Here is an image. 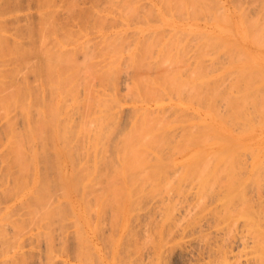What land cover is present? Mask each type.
<instances>
[{
	"label": "rangeland",
	"instance_id": "obj_1",
	"mask_svg": "<svg viewBox=\"0 0 264 264\" xmlns=\"http://www.w3.org/2000/svg\"><path fill=\"white\" fill-rule=\"evenodd\" d=\"M72 1L71 0H5V1L4 0H0V30H1V28L4 30L3 33H1L0 35L4 34L8 38V42L6 41V42H4V44L5 43H9L7 46L11 47L10 45H12L13 40H14V41L19 42L20 46L23 47L25 50H27V48H28V51H31V52H32V50H34L29 56H27V58L25 60V63L23 61L22 62L20 61V62H17V66H15L16 64L15 65L13 64L14 60H13V62H11V59H9L10 61L3 60V61H5V62H2V63H4V64H2L4 66H1V63H0V69L2 70V72H4L6 70L5 71L6 72L5 75L9 74L8 76H10V71L12 70V68L16 67V68L20 69L19 73L21 75L23 74L22 76L25 77V78H23L21 76V80H20L19 79L20 78L19 77L20 74L16 75L17 74L16 73L15 74V77H16L15 79H13V77H12V79L9 80L8 77L6 78V76H5V78L3 76L2 79H4L5 81L9 80L8 82H10V81H13V82L15 81L16 82L17 81L18 83L20 82V84L24 83L23 81H26L29 85H31L33 87L34 90L37 87H39V89H36V90H37V93H38L40 99L44 95L45 97L44 96L43 97L45 98L46 101H49V102L52 103V102H55V99H56V103H54V104L59 105V103H61V102H59V100L61 99L60 101H63V100L65 101V99H66L65 96L69 93L68 91L71 90V88H73L72 86L74 84L72 86L67 84L68 86H71V88L69 87L70 89H67L68 86L65 85L67 82L63 84V85H65L64 87H63V85H61V87H60L61 90H58L60 95L62 94L61 91H64L65 89H67V92H68L67 93L66 91H64V93L62 94V96H63L62 98L59 97L58 91H53V90L51 91L49 86L46 87L45 85H47V81H44V80H46L45 79V75H44V70L45 69L41 65L43 62L40 61V60H42V58L39 57L40 54H38V52L41 53V56H42V52L44 53L43 50H45V49H47V51L45 50L47 53H51V52L53 53L54 52V54H55V51L57 52L59 50V53L61 54L60 51L65 50L64 52L67 55L68 54L70 55V57L69 56H67V57L70 60L74 59V62H77L78 65H76V63H75V66H77V68L80 67L79 70L82 67H85V64L87 66V63H85V62H88L90 59L92 61V56L88 57L89 60H87V58L84 59L85 62H84V66H83L82 65L83 63L81 64V62L83 61V58L86 57L85 54H87V56H88V54H92L93 53L92 55H95L93 59L96 60V62L98 64H100L99 61H101V63L104 62L103 63L104 64V68L107 69V67H109V64H111L110 62L112 61V58H114V57H111L113 55H111L110 52L108 53V51H110V50L112 51V49L114 47H116V45H118L117 43L121 42L122 36L124 38L126 37V41L124 39V41L126 43L122 42V44H124V45L121 44L122 47H123V48L121 47L122 51H124L125 44H126L127 47H129V45H131V42H130L131 40H134L136 38L137 41L139 42L141 37H140V35L138 33H140L141 31H142L141 32L142 33L141 36L143 35L144 37L149 36L150 32H152L153 34H154V32H157V31L160 32L159 29L163 32V33L160 32L161 35H166L168 33L167 37L166 36L165 37L161 36V41H158V43L159 42L161 43V42L164 41L163 42L164 45H166L167 43H165L166 40L163 39V38H167V41H168L169 40L168 38H170V36L173 37V35H174V37H176V36H181V34L182 35L189 34V35H186L188 37V36H190V33L194 34V32H197V33L201 32V33L209 34L210 32L211 33L213 32L212 31V28H213V26H212L213 21L212 20H214V19L211 20L212 17H211V14H210V10L213 11V12L211 11V13H215V11L222 12V10H223V12H222V15H223L222 16V19H223V21H222V25H223L222 33H223V35L225 37L224 41L229 43V44H227V43L225 44V46H226L225 49L226 50L224 51V53H222V55H223L222 59H225V60H222V62H223V64H222L223 65V72H222L223 79H222V83L224 82L223 84L225 85V88L229 92L228 93L226 91L227 92V96L237 95V93H234L235 91H233V92L230 91L231 90V85H229V83L232 84L234 82L233 81L234 78L239 76L240 71L243 70L245 64L248 63L247 60L249 62H251V63L257 64L258 65L257 67L260 69L259 72L262 73V75L264 76V47L256 46L257 44L256 43L254 44V42L252 43V40H250L251 38L249 36L250 34L251 35H258V33H259L261 35L262 33H264V23L262 24V22L264 21V17H263L264 16V13H263L264 12V0H192V1L191 0H185V2H184V0H173L174 3L173 4L169 3L170 4L169 7H168V4L165 7V4L163 5L159 0H72ZM126 1L129 2L130 4L127 3ZM15 2H17V3H15ZM131 2H133L135 4H139V5L132 6ZM187 2H188V5H189V8H188V5H187ZM218 2H220V4ZM46 3H47V5H46ZM195 3L196 4L198 3V4L196 5ZM203 3H204V5H203ZM125 4H126V6H125ZM128 4H129V6H127ZM135 4H133V5H135ZM149 4L151 5L150 7L148 6ZM190 4L191 5H196V6L200 5L201 8H198V9L196 8L197 11L193 12V14H192V12H191L192 8H191ZM138 6L140 7V9L137 8ZM131 7L132 8H135V7L137 8V10H135L137 12H134L136 16L132 15L133 13L131 14V12H133ZM180 10H182V11H180ZM205 10H206V12H205ZM208 10H209V13H208ZM176 11H177V13H176ZM258 12H259V14H258ZM152 13H153V15H152ZM130 14H131V16H130ZM260 14H262V15L259 16ZM147 15H149V16H147ZM198 15L200 17H198ZM51 16H53V17H51ZM126 16H127V18H126ZM141 16H142V19H141ZM52 18H53V20H50ZM99 18H100L101 21L99 20ZM46 19H47V21H46ZM200 19H202V20H200ZM247 19H249L250 22L252 20H254V21H252L250 23V22L247 21ZM50 22H51V24H49ZM258 24H259V26H258ZM57 25H59V26H57ZM261 25H263V26H261ZM38 26H41V28H43V29L46 28L47 32L44 33V35H46V33H47L46 40L42 37L43 35L42 36L40 35ZM44 26H46V27H44ZM246 26H247V28H245ZM255 29L258 31V33H256L257 31ZM260 29L262 30V32H261ZM172 30H173L174 33L172 32ZM175 31H176V33H175ZM0 32H2V30ZM51 32H52V34H51ZM158 32L155 33V34H158ZM48 33H50V34H48ZM65 33L67 34V36H66ZM70 34H72V35H70ZM119 34L122 35V36L121 35L119 36L121 38V39L119 38L120 41H117L116 45H114V42L111 40L112 41L111 45L114 46V47L110 48V50H107L108 55H104V57L106 56L105 58L103 57L105 59L104 60L102 58V56H103L102 53L105 52L106 49L103 46L105 44L103 40L106 39V38L109 40L112 37L114 38V36L116 37ZM153 34H152V36H149V37L152 38V39L151 38L149 39V40H151V42L154 39L153 38V36H154ZM169 34H170V36H169ZM137 36H138V38H137ZM156 36L157 35H155V39L156 40H160V39H157ZM159 36H157V37L160 38ZM196 36H197L196 37L197 38L196 41H197L199 35H196ZM41 37L45 40L44 42H42L43 40H42ZM182 37L183 36H181V38ZM187 37H183V39H182L183 41H180L178 43H180L182 45V43L185 42L184 45L187 44L186 41H189V39L184 41V39L185 38L187 39ZM190 37H192V36H190ZM39 38L42 41H40ZM116 38H114V39H116ZM177 38H179V37H177ZM193 38H195V37H193ZM201 38L202 37H200V39ZM143 39L144 38L142 37L141 42L145 41ZM127 40L130 43L129 45L127 44ZM149 40H148V37H147L146 38V42L149 41ZM174 40H176L175 42L177 43V39L174 38ZM174 40H173V42H174ZM193 40H195V39H193ZM193 40L190 38V41H193ZM137 41H135V42L137 43ZM141 42H139L140 46H142L143 43H144L143 42L141 44ZM151 42L149 41V43H151ZM200 42L202 44V40L201 41L198 40L195 43V44L198 45V48L201 45ZM40 43H44V44L40 45ZM136 43H135V45H134V43H132L130 48L133 47V45H134L135 47L131 48V49L135 50V48L138 46V43H137V45H136ZM161 44H159V45L161 46ZM163 44H162L161 47L157 44L158 45V46L156 45L157 49H156V47H154L156 49L155 51L152 50V49H154L153 47L149 46V47L152 48L151 49L152 52H154V53L151 52L152 55L155 54L156 51H157V55L155 54L154 56H152L153 58L149 57V59H147L148 57H146L145 60L147 62L150 61V59H151V61H150L151 63L148 62V64H149L148 66H151V64H153V66H155V63H157V65H162L163 64V62H161L162 64H158V60L161 61L160 60L161 57L158 55V53L159 52L163 53L162 51L164 49L163 50L161 49L162 51H160V48L163 47ZM43 45H44V47L47 46V48L46 47L43 48ZM168 45H170V44H168ZM184 45H182L183 49H180V47H182V46H180L179 48H177L178 47L177 46L176 47L177 51L179 49L181 51H183L184 49H187V48H184ZM187 45L189 47V50H187L186 53L187 54L191 53V55H192V52L193 51L195 52V50H196L195 48H197V47H194V44H192V45L191 44H187ZM187 45H185V46L187 47ZM189 45H191V46H189ZM197 45H195V46H197ZM27 46H29V47H27ZM38 46H40V47H38ZM140 46H138V48H140ZM175 46H176L175 44L172 45L171 48H169L167 46L168 49H166V51L169 50V49L174 48ZM80 47L81 48L84 47V48H82L83 50L86 48L88 53H87V51H85L86 53L84 54V51L82 50L83 51L82 52L80 50ZM108 47H110V45ZM108 47L106 46V48H108ZM117 47L114 48V49H117ZM143 47H141V49ZM145 47H147V51H149V49H148L149 47L147 45H145ZM158 47H160L159 51H158ZM190 47L192 49L194 48V50H192V52H191ZM230 47L232 48L231 50H229ZM41 48L43 50H41V52H40L39 49H41ZM102 48L105 49V51L102 50V53H100L101 52L100 49H102ZM121 48H120V51H121ZM236 48H237V50H236ZM66 50H68L69 53L66 52ZM92 50H95V51L92 52ZM133 50H131L130 52H132ZM175 50H174V52H175ZM227 50L229 51V53L226 52ZM117 51L118 50H116V51L113 50V53L117 52ZM126 51H124L123 53L122 52L120 53L119 51H118L119 53L118 52L116 54L114 53V56L115 55L116 56H115L114 60L112 61V64L113 65L115 64L116 66L114 65V67H112L111 66L112 64H111L110 66L112 68L111 67H109V68H111L110 70H112L114 68L115 71L119 72L120 68L122 69V65L123 66H125L127 64L130 65L131 63H132V65L130 66V69L126 68L127 71H126V69H124V73L121 71L122 72L121 76H120L121 73L120 74H116V72H115L114 74H116L117 76L119 75L118 76L119 78L116 77V75L114 76V74H113L112 78L116 77V78H114L115 80L113 79L114 82H112L113 81L112 78L106 77L104 72H101V74L103 73L102 76H105L106 78H109L107 80L105 77H103V80L105 78V81H104L105 83H103V82L101 83L99 81L101 79L100 76H99L100 72L98 73V72L95 71V73L98 74V75L97 74L96 75L99 76L100 79L99 78H95V77H97L95 75V77H92V78L95 79L94 80L91 77H88L89 74H90L89 72H91V71H88V67L86 68L87 70H83V68L81 69V70H83L82 71L83 75L85 74L84 71H88L86 73H87V77L91 79L90 82H89L90 83L89 85H91V83H92L91 86H93V87L90 88L92 90L91 91V95L93 96V99H91L92 96L89 95L90 93L87 95V92H86V96L87 97L90 96L91 98L90 97L89 98L91 100L89 98L87 99L86 97H85L86 99L84 98V94L85 93H83V92L86 90V88L83 91L85 86L83 87V83H82V81H80V78H82V80H83L84 77H81V74H80L81 72H79L80 75L79 74L78 75L80 76V78H79L80 86L78 85L79 84V82L77 81L78 77L76 78V76H75V78H76L75 82H78L77 87H79V88L77 89L76 86L74 85L75 86L74 87L75 88V90H74L75 93H77L79 91V94H78V96H80L79 100H82L81 98H84L85 100H90L91 103H92L93 102L92 100H94V98H95L93 94H95V96H96V94H98L97 96H99V97H96V98H98V100H101L103 98L102 97L100 99L101 96H104V99H105V97L108 99V97H110L111 95H112V97L114 96L115 98H117V99L113 98L112 100L115 99L114 101H116V105L119 104V106L117 105V107H119V108L116 109V106H113V105H115L113 103H112L113 107L109 106L111 104H109V103L107 104L106 102H105L106 105H104L105 106V110L107 109V107L112 108V109L115 107L116 110L114 112L117 111V114H118V117H117L116 116L117 114L112 112V109H110L111 111L109 113L110 114H112V113L115 114L114 116H112L113 114L111 115L112 118H114L116 116L115 117L116 122L114 121L115 119L113 120L114 122L113 121H110V122L116 123L117 126H114L112 123L111 124L114 126V128H117V129H114L113 134L110 136V137L113 136L114 139L110 138V137H107V139L110 138L109 140L112 139L113 142L115 140H117V142H118L119 138H120V137L118 138V136H120L121 133L123 134L126 130L128 131V129H129L130 125L133 123V121L136 120L137 118H140L139 117L140 116L139 115V110H137V109L139 107H142V106H143L142 108H139L140 110L143 109V108L146 109L148 107L149 110L147 108L146 109L147 111H150V110L152 111L153 110L155 113H158L157 109L159 108V114H161V115H163V113H160V112H162V108H165L164 109L165 110V114L164 115L166 117L170 118L168 120L171 122V118H173V119L175 118L174 120L172 119V122L173 121L175 122V123L173 122V125L175 124L173 126V129L171 128V131H172V133L174 135L173 136L171 134L172 138L175 141L178 140L177 143L179 141L182 142L183 141V135H182L181 132H183V130L181 129L182 130L181 131L179 129V128L182 127V125H181L182 123L180 122V120L178 118V116H179L178 114H181V113H180L179 110L176 109V107L174 105L176 99L173 97L175 100L174 99L172 100V96H171V98H170V96H167L168 97V99H167V98H165L166 96H164V95H168L169 93L168 94H164V93H167V92H162V91L160 92V90L158 91L159 87H156V86H157V84H158V86L160 84V81L157 78L159 74L153 75L152 76L153 80L152 79L150 80V78H152V77H150L149 75L147 76L148 73L150 74L152 72L151 68H154V67L149 68L151 70V72H148L149 69L146 68L147 71L146 70H143V71L147 72V74H145V75L142 74L144 72H142L140 74H142L141 76L144 75V76H147L148 78L150 77L149 79L148 78L147 79L150 81L151 84L154 83L155 82L154 79L157 78L159 83L156 80L157 84L156 83H154L152 85L150 84L151 87L149 86V89H151L152 86L154 85V87H153L154 89L153 88L151 89L153 91L152 93H154V92L156 93L158 91V94L154 93L153 97L150 96L151 94L149 92H151V90H149L147 88L148 87L147 85H146V88L149 91L148 92L149 97H152L154 99L153 100L151 98L149 99V97H147L148 96L147 93H146L147 96L143 94L144 90L141 91L143 88L142 89L140 88V83L142 84V82L144 81V80L142 81V79H145L146 77H144V78L142 77V79L140 80L141 82L139 83V88L141 90L137 89L138 85L136 84L137 86L135 85L136 88H133V90L137 89V92H136V90H134L135 94H133V95H136V99H137V97H141V96H139V94H136V93H139L138 91H140V92H143L141 94L144 95L145 98L147 97L149 100H148V102H145V101L143 102L142 99L139 100V98H138V101H136L135 98L133 99L134 96L132 97V95H131L133 90H131L130 86L132 84H134L137 79H135V81L133 80L132 75L134 76L135 72H133L132 69H133V67L135 65H137L139 63L140 59H141L140 61H142L144 64L147 63V62L145 60L144 61L142 60L145 57V56L143 57V55L141 54L143 49H142L141 52L138 51L141 54L140 55L141 58H140V56L139 57L135 56V59H133L134 57L129 56L133 60L131 58L129 60L127 58H125V57H128V56H125V55L129 54V49L127 51L128 53ZM171 51L172 50H169L170 53L169 52H167V53L165 52L166 55L169 53L168 55L170 57V54H172V52H173V51L172 52ZM81 52L84 54V57H83V54ZM98 52L102 55L101 57H96V55L99 54ZM176 52H175V54H177ZM194 52H193V55L195 56V54H197V52L195 54H194ZM124 53H125V55H124ZM133 53H130V54L133 55ZM146 53H148V52H146ZM146 53H145V55H146ZM149 53H150V51H149ZM149 53H148V55H149ZM181 53L179 51L178 54H181ZM62 54H63V51H62ZM62 54L60 55L61 57H63V56L66 57V55H64V54L62 56ZM100 54H99V56H100ZM109 54H110L111 58L109 57ZM117 54L120 55L118 57V59L119 58L120 59L125 58V60L131 61V63L129 64V62L126 61L127 64L124 63L125 64L124 65L123 61L119 59L121 61V64H122V65L119 66L117 61L119 63H120V61L117 59ZM122 54L125 57H123ZM184 54L185 53H183V55H182L183 57H186V56L188 57V55H189V54L188 55L187 54L184 55ZM168 55L166 57H164V58H167ZM193 55H192V57L191 56L190 57L193 58L194 57ZM243 55L245 57L244 60H243V58H244ZM157 56H159L160 59H158ZM163 56L164 55H162V57ZM178 56H181V55H178ZM175 57L176 58H173V59L177 60L178 59L177 55H175ZM183 57H181L182 60H183ZM190 57L187 58V59L185 58L187 61L184 59V63L187 62L186 66L188 65V63L191 62L190 64L192 66L189 64V66L187 68H190V66L193 68V65L195 64L194 63L195 62L194 59H193L194 62L190 61L191 60ZM195 57H198V56H195ZM234 57H235L236 60H233ZM138 58H139V60L137 61L136 59H138ZM170 58H169V60H170ZM69 59H67V60H69ZM108 59L111 60V61L107 63V61H109ZM155 59H158V60H155ZM163 59H162V61H163ZM173 59L171 61L175 62L176 60L174 61ZM181 59H180V62H182ZM188 59H190V60H188ZM230 59L232 61H230ZM125 60H124V62H125ZM152 60H154V61L152 62ZM134 61L136 63L137 62L138 63L133 65ZM155 61H157V62H155ZM164 61H165V59H164ZM39 62H41V64ZM93 62H95V61H93ZM93 62H91V63H92V65L95 64L94 67L92 68L91 67L92 65L89 66V67L92 68V71H93V69L95 70L96 67H97V69H99V70L101 69L102 70L101 67H103V64H102V66L99 65L101 67L98 68L99 66H97L96 63H93ZM168 62H170V61H167V64H168ZM23 63L24 64L27 63L26 64L27 66L23 65ZM67 63L68 62H66V65H67ZM79 63H80L81 66L79 65ZM106 63H107V66L105 67ZM175 63H173V65H175ZM184 63L183 62L182 63H177V65L179 66V69L183 68V71L184 70L186 71V69H184V66H183V65H185ZM38 64L41 65V67H42L41 69H37ZM57 64L61 65L62 63L60 64V62H59ZM139 64H141V63H139ZM164 64H166V63H164ZM180 64H181V66H183L182 68L180 67ZM204 65H205V63H204ZM68 66H73V65H68ZM117 66H119L120 68H118ZM148 66H146V67H148ZM156 66H155V68L157 69V71H155V72L158 73L159 72L158 71V67L159 66L158 67H156ZM168 66H170L169 67L170 70H171L172 67H175V66H171V65H166L164 67L167 69ZM127 67H129V66H127ZM140 67L142 68V65H140ZM69 68H71V67H69ZM74 68L77 69L76 67H74ZM115 68L116 69L118 68V70H116ZM123 68H125V67H123ZM160 68H162V67H159V69ZM3 69H4V71H3ZM72 69H73V67H72ZM138 69L139 68L134 69V71L138 70ZM154 69H153V71H154ZM1 70H0V74L2 73ZM114 70H112V71H114ZM141 70L136 71V73L140 72ZM8 71H9V73H7ZM55 71H56V68L53 69V74L56 76L57 71L56 72ZM104 71L106 72V70H104ZM107 71H109V70H107ZM178 71L179 70L177 69L174 72H177V74H178ZM180 71H182V70H180ZM180 71H179V73H180ZM39 72H41V73H39ZM131 72H133V73H131ZM233 72H234V74H233ZM153 73H151L150 75H152ZM159 73H162V72H159ZM184 73L185 72H183L182 75ZM135 75H138V74H135ZM185 75H186V73H185ZM92 76H94V73H93ZM125 76H126L127 79L125 78ZM159 76H161V75H159ZM1 77H2V74H1ZM186 77L187 76H185V77L182 76V78L181 77L180 78L183 79V78H186ZM38 78H40V82H39ZM88 78L86 79V76H85L84 81L86 82V80H89ZM130 78L133 80L134 83L131 81ZM24 79H26V80H24ZM103 80L101 79V81H103ZM109 80H111V82ZM106 81H108V83H106ZM117 81H118V83H117ZM37 82H39V83H37ZM85 82H84V84H86ZM125 82H127V83H125ZM226 82H228V83H226ZM110 83L113 84L112 85L113 87H115V86L117 87L116 90H114L115 88L113 89V87H110L111 85H107V84H110ZM145 84H147V83H143V85H145ZM127 86H129L130 89L127 88ZM62 87L63 88L66 87V88L63 90ZM132 87H134V86H132ZM43 88H44V90H41ZM125 88H127V89H129L131 91V92H129L130 95H129V93H127L128 91H127V89L125 90ZM156 88H158V89H156ZM76 89H77V92H76ZM88 89H89V86H88ZM72 91L73 90H71L70 94H68L70 96L67 95V98H70L71 101H69L68 99H66L68 101H65V102H68V103L65 104V105H67L66 108H68V109L72 105L71 104V105L68 106V104H70V102L72 103L75 100L78 101L77 98L73 97L74 95H77V94L71 93ZM261 91H260L261 93H259V94L260 95L261 94L264 95V89L261 90ZM40 92L42 93V95L40 94ZM48 92L50 94H48ZM64 94H66V95L64 96ZM71 94H73V96ZM159 94L161 96H159ZM81 95L83 97H81ZM155 95L156 96L158 95L157 98L163 96L165 99L163 98L164 99L163 100L162 98H160L159 99L160 103H159L157 101H154L155 98H156ZM147 98L143 99V100L147 101ZM157 98H156V100H157ZM57 100H58V102H57ZM72 100H74V101H72ZM150 100H152L151 104H149ZM106 101L113 102V101H109V100H106ZM137 102H140V103L143 102L144 104L142 105V104L137 103ZM94 103L95 102H93L91 104V106L95 107L96 103L95 104ZM101 103L103 104V102H101ZM102 104H100L101 105L100 106L99 103H97L96 107L98 108L100 106L103 109L104 106ZM161 104L163 105L162 107L160 106ZM165 104H167V105H165ZM219 104H221V103L219 102L218 105ZM51 105H53V104H51ZM223 105H224V103H223ZM136 106H137V108H136ZM158 106H160V107H158ZM169 106H172L173 108L169 107ZM190 106L195 107L194 105H190ZM225 106H226V109H227L226 102H225V105L223 106L224 107L223 111L225 110L224 112H226V114H228L227 112H229V111L225 109ZM37 107L38 106H36V108ZM218 107H220V109H222V104L219 105ZM97 108H96L95 114L97 112H101L99 110H102V109L98 108V111H97ZM109 108H108V110H109ZM133 108L135 110H137V112L134 111ZM93 110L95 111V108L92 109L91 112H93ZM164 110H163V112H164ZM15 111H18V110H15ZM36 111L37 110H35V112ZM74 111H76V110H72L71 111L72 114L70 116L74 115L72 117L75 119L76 123L74 122L75 123L74 124L72 122L71 124L78 125V124L81 123L80 121L82 120V119H80V116H81L80 115V111L81 110L77 111L79 113H76ZM185 111L183 113V116L184 115L186 116L187 112L185 113ZM32 112L34 113V111H32ZM188 112H190L188 114H190L191 117H188V116H190V115H188L187 118L189 120H186V121L187 122L188 121L191 122L190 118H192L193 119L192 121L195 122L196 121V116L194 115L193 110H190ZM14 113L16 114V112H14ZM33 113H31V114H33ZM155 113L154 114L152 113V115H154L153 117H155ZM0 114H2L1 111H0ZM9 114H7V115L16 117L13 120V121L16 122L15 123L16 125L14 124L15 129H17V130L21 129V131H22L23 130L22 128H24V127L21 126V125H23V124H21V122L23 123V121H21L23 119L21 118V120H20V118H19V117H21V115L20 114H18V115L16 114V116H15V114H13V112L12 113L9 112ZM35 114H37V113H35ZM77 114L80 115V116H78V118H79L78 120H80V121H78L79 123H77V119H76V116H75ZM97 114H99V113H97ZM132 114L133 115L134 114L135 115L138 114L139 116L138 115L137 116L134 115L132 117ZM176 114H177V117H176ZM181 115H180V118L183 119V116H181ZM33 116H34V114H33ZM70 116H69L70 121H71V119L73 121V118H71ZM0 117H1L0 118V138H1V140H3V138H5L4 136H5V132H6L5 131L6 130V126H5V122H4L5 120L3 119L4 117H2V115H0ZM134 117L136 119L133 120ZM258 118H257L256 121H253V122L249 123V124H251V126L247 125L246 123L243 124L244 122H242V121L234 120L233 118H229V117L227 118L229 120L228 123L230 124V126H231V123L233 122L232 126H231L232 128H234L235 124H236L235 128L237 127V125L239 126L235 130H241V129L245 128L246 130H248L249 132L252 133V138L250 140H247V142H246L248 145L246 147H240L241 149L240 148H239L240 150L238 149L239 152L237 151L238 152L239 161L244 164V166H242L243 169H244V172H242V175H241L242 177H244L245 175L250 176V169H249L250 166H249V164L252 161V159H251L252 154H254V156H256L257 159L261 163H263V165H264V121H260V119L258 121ZM12 119H13V117H12ZM184 119H185V117H184ZM168 120H166V121H168ZM175 120L176 121L179 120L180 124L178 122H176ZM188 123H187V125H188ZM24 125H25V122H24ZM180 125H181V127H180ZM245 125H247V126H245ZM186 126L184 127L185 130H186ZM116 138H118V139H116ZM6 139L7 138H5V141L3 140L4 142L0 141V142H3L2 145L0 143V150H1V147H2V150H3V151L1 150L0 153L6 151V153H3L2 156L3 155L4 156H8V154H7L8 153L7 152L8 149L7 148H6L7 150L3 149V147H4L3 145L6 143ZM113 142H111V144ZM117 142H116V144L119 143V142L118 143ZM35 145L39 149L38 150L36 148L37 151H40V148H39L40 144L38 143V146H37V144H35ZM109 145H110V143H109ZM51 146H53V148L55 149L56 146H57V143H55L53 145H49V147H51ZM116 146H115V148H116ZM49 147H47V156H48V159L50 158L49 161L53 162V160L56 159L54 157L55 154H53L54 150L53 149L50 150L51 148H49ZM106 147H108V149H109V146L106 145ZM192 149H194V148L185 147V148H180L178 150L173 151L172 152L173 154L170 155L173 159L170 158L169 154H167L169 151H167V152L165 151L164 153L166 155L165 154L164 155L168 156V159L174 160V163L168 165V167H167L168 168V172H165V174L162 177H160V179L158 180L157 183L156 182L154 183V181H153V183H151V181H143V183H142L143 186H142V184H139L141 182L140 181V182H136L137 184L136 183H134V185L132 184V186H134L135 188H136V186L137 187L141 186L142 190L144 189L143 191L146 192V193L149 192L150 190L154 189V190H152L154 193H151V194L150 193L146 194V193H144L142 191L143 192V196L142 195L140 196V194L138 195L137 190L134 187H132L131 185L127 184V181L125 180L126 178L123 179L122 176H119V178L117 176H113L111 179L109 178V180H107V181L103 177H99L98 176L94 180L89 181L90 182L89 185L91 184L90 186H92V187H90L91 192H90V189L89 190H85L86 187L85 188L81 187L80 192L75 193V194L68 193L67 197L62 198L60 193L57 192L61 188V186L60 185L57 186V184H59L61 182H59L58 179H55L56 178V175H55L56 171L54 169L48 170V173L50 174V179H51V176H52L53 181L56 182V184H55V182H53L52 179L50 180L51 181L50 185H51L52 189L55 188V192H54L55 195H53V197H54L53 198V203H54L55 206L60 208L59 210L61 212L63 211L62 212V216L58 217L60 221L58 219H56V217H55V220H53L54 219L53 218L52 219L53 221L51 220L50 224L48 225L49 227L47 225H45V227H44L43 226L44 224L41 223V222H39V223H31L29 221V219H27L28 215L26 216V214H27L26 207L28 206V204L30 205V203L33 202L32 200H31L32 202L29 201V198H28V200H27V198L25 200V198H23V196L21 198L20 196H18L19 193L17 194L16 191H13V192H15V195H13L12 197L10 196V199H6V197L4 196L5 199H6L5 200L4 197H2V195H4V192H2V190L5 189L4 188L5 185H6V187H7L8 184H10L8 186H11V182L8 181L9 182L8 184L7 183L3 184L4 187L1 184L5 182L4 178L8 177L10 179V175H12L11 172H13V171H12V169L9 170L8 168H5L6 166H3L5 163H3L2 160L5 157L4 156L2 158L0 157V159H1L0 163L2 161L3 165L2 164L1 165L3 166L4 170L5 169L9 170L8 171L9 175L6 174L8 172H5V173L1 172L0 173V185H1L0 186V191H1L0 192L1 193L0 194V202H1L0 207L2 208L3 206L4 207L12 206L13 211L10 210L12 212H8L7 213L8 216H6L7 214L5 215V218L7 217V220H6L7 222L10 219L14 218L16 215H18L19 219L20 218L23 219V221L20 219L21 220L20 221L21 222L20 223L21 226L18 224L19 220H18V223H16V226L18 224L20 227H22L21 234H20L19 237L17 236L18 237L17 238L14 235L16 233H19L20 231L17 232L18 231L17 229H16L17 231L12 230L13 228H11V226L12 227H14V226L12 224L8 225V224L11 223L10 221L8 222V224H6L7 222L5 221V218H4V221L2 222V225L6 224V227H4L5 226L4 225L3 227L5 229L3 228V230L6 231L5 234L8 236L9 241H8V247L6 246L7 244L6 245L0 244V253L1 252L3 253V252H5L8 249L9 250L7 251L8 254L7 253L4 254V255L7 254L6 257H4V255L1 257L0 264H60V263L61 264H63V263L64 264H131V263L132 264H141V263L142 264H215V262H216V264H253V263L258 264L257 260H256L257 259V254H256L257 247L254 244L256 243L255 241L257 240V238H259L258 243L261 242L260 244H262L264 246V238H263L264 237V231H263L264 230V203H263L264 202V198H263L264 197V195H263L264 191H261V189L262 188L264 189V187H261V189H259L260 190L259 192H262L263 194L259 193V195H262V196L260 198L257 197L258 201L256 200L257 198L255 199L256 196H259L258 194H256V192L258 190L255 191V193H254V190H252L254 188H249L253 184H249V182H248V185L247 184L246 185H247V188L249 190L247 188H244L245 192H246V196L248 195L247 196L248 199L250 200L252 198L251 201H252L253 205L250 206V209L252 211L255 209L254 212L249 210V212H250L249 216H251V218H252V216H253L252 213H254V215L257 214V216L255 215L257 217V220L258 221L260 220V222L263 221V222H261V226H260V223L257 221L259 223V227H260L258 231H260V232H256V234L258 236L255 239V237H252L254 234L251 233L248 230L249 228L247 226H245V221H244L245 218L242 217V216L239 217V215L236 213L237 212L236 210H234V212L231 213V214H234L233 217L231 216L232 217L231 219L228 218L227 216L223 215L224 214L222 212L223 211V208H222L223 206L221 205L222 206L221 207L220 204L224 203L226 201V199L223 198L225 201L222 202L219 199V198H221L220 196L216 197L218 194H220L219 191H216L214 193L215 195L217 194L216 196L212 194L214 197L211 196L210 194H206V192L205 193L198 192L199 191L198 184L195 182L196 180L194 178H191L192 174L188 173L189 169L187 170V162H188L189 157L191 156ZM99 151H100L99 154H101V149ZM114 151L115 152H113L112 154L115 155L116 150H114ZM110 152H111V150L109 151V153ZM110 154L107 155V153H106V159H108V156L110 158V156H111ZM242 154H244V155L242 156ZM92 155H93V153H92ZM101 157H102V155H101ZM89 158L93 159V156H90ZM103 158H105V157H103ZM88 160L89 159H87V162H89V165H90L91 161L90 160L88 161ZM110 160H114V162H115L116 161V156H114V159H110ZM4 162H6V164H7L6 158H5ZM103 162L105 164L104 159H103ZM64 163H65V172L68 174L70 172V166H68V164H66L65 160H64ZM112 163H113V161H112ZM103 166L105 167L106 165H103ZM103 166L101 167L99 165L98 169H100V167H101V169H105V172H106V168H104ZM10 168L14 169V167H10ZM116 168H118V167H116ZM4 170H2V171H4ZM15 170L16 169H14V171ZM2 173H4L5 176H2L3 175ZM106 173H108V172H106ZM142 173H144V172H142ZM142 173L140 175L144 176ZM165 175H167V176H165ZM115 177L118 178V181H117V179ZM8 178H6V181L9 180ZM136 178H137V180L138 179L139 180L140 179L143 180L146 177H140V176L136 177L135 176V179ZM114 180H115V183H114ZM171 180H173V181H171ZM110 182H112V186L110 185L111 184ZM147 182H150L151 184L147 183ZM27 183H30V182L28 181ZM86 183H87V181H82V186H84ZM121 183L123 184V186L120 185ZM127 185H128L129 188H131V190L133 189L130 194L131 195H135V196L132 197L130 194L128 196H125L123 194H121V195L119 194V197L123 196V197H121V198H123V200H121L118 197V195H116L117 197L111 196L110 190L114 189V186H116L115 189L121 188L119 190L120 192L122 190L123 191L122 193H124V192L127 193L130 190V189L129 190L126 189ZM144 185H145V187H144ZM152 185H153V188H152ZM155 186H156V188H155ZM106 187H107V189L109 187V189L108 190L105 189ZM175 187L176 188L178 187L177 190L173 189ZM244 187H245V185H244ZM142 192H141V194H142ZM197 192L200 193V194H198ZM249 192L251 194H249ZM116 193H118V191H116ZM255 194H256V196H255ZM14 196H16V197L18 196V197L15 198ZM55 196H57V199H56ZM7 197H9L8 194H7ZM108 197L110 198V200H109ZM197 197H198V199H197ZM95 198H98V199L95 200ZM2 199H4V201ZM19 199L22 202V204H23V200L25 202L27 201V203H28V204H26L27 206L25 205V203H24V205L26 207H24V205H21V202H19ZM203 199H204V201H202ZM259 199H261V200H259ZM236 200L234 199V202H235V204L238 203L236 206H239V200H237V202H236ZM59 201H61V202L59 203ZM176 201H177V203H176ZM253 201H255V202H253ZM4 202H6V203H4ZM92 202H93L94 205L95 204L96 205L95 206L92 205ZM115 202H117V203H115ZM234 202L231 201V203H234ZM109 203H111V204H109ZM113 203L117 204V206H114ZM128 203H129V206H128ZM225 203L223 205H225ZM98 205L100 207H102V205H103V209L102 208L100 209ZM231 205H233V204H231ZM118 206H120V207H118ZM4 207H3V209H5ZM253 207H254V209H252ZM84 208H85V210H83ZM192 208H193V211H192ZM3 209H2V211L4 212ZM236 209H238V208H236ZM166 211H169V212H166ZM177 211H178V213H177ZM262 211H263V213H262ZM258 212H259L260 215L258 214ZM187 213L189 214L188 216H187ZM12 214H16V215L14 216ZM2 215H4V214H2ZM112 216H113V218H111ZM221 217H222V220H223L222 222L220 220ZM18 218H16V221H17ZM228 219H230V220H228ZM231 221H233L234 224ZM195 222H196V224H195ZM230 222H231L230 225H232V226L228 227L230 225H227V224H229ZM75 223H76V225H74ZM41 224H43V225H41ZM79 224H80V226H79ZM38 225H39V227L40 226L41 227L39 228ZM195 225H197V226H195ZM20 227H18V229ZM77 227L80 228V229H78ZM261 227H262V230H261ZM48 228L50 229V231H49ZM1 229H2V227H1ZM13 231L16 232V233L12 234ZM39 231H41V232H39ZM48 231H49V233H48ZM44 232H46V233L44 234ZM249 232L252 234V236L249 234ZM47 233H48V236H50V237L52 236V238L49 237L50 239H52V241H50L48 236H46ZM235 233H237V234H235ZM261 233H263V234H261ZM262 235H263V237H262ZM7 236H6V238H7ZM13 236L17 240H20V241H17L15 239L16 240L15 242L16 243L18 242L16 245L14 243V240L12 239ZM80 237H82V238L80 239ZM45 238H46V240H45ZM250 238H252V239H250ZM82 239H84V241L86 240L85 241L86 243ZM227 239H228V241L229 240L230 241H232V240L237 241L238 239H242L243 241L247 240V241H245V245H244L245 247L244 248H242V246L238 243V245H235V247L232 249V252H228L227 250H224V249H222L223 250L222 251L219 246H222V248H225V249L227 247V249L229 250V245H227V242H225V241H227ZM47 241H49V243ZM50 242H52V243H50ZM75 242H78V243L75 244ZM198 242H201V243H198ZM221 242L222 243H226L227 246L225 247V244H222ZM252 242H255L253 244V246L251 244ZM217 246H218L219 249L217 248ZM246 246H248L249 249ZM238 247H240L241 249H239ZM250 247H251V249H250ZM252 249H254L255 251L254 250L251 251ZM224 251L226 253L228 252L227 253L228 255L226 253L224 254ZM14 254H15V256H14ZM16 255H17V257H16ZM13 256H14V258H13ZM85 256H87V257H85ZM207 258H209V259H207ZM79 259H80V261H78ZM255 260H256V262H255Z\"/></svg>",
	"mask_w": 264,
	"mask_h": 264
},
{
	"label": "bare ground",
	"instance_id": "obj_2",
	"mask_svg": "<svg viewBox=\"0 0 264 264\" xmlns=\"http://www.w3.org/2000/svg\"><path fill=\"white\" fill-rule=\"evenodd\" d=\"M5 1V0H4ZM72 1V0H71ZM163 5L165 4V7L167 6V4H168V7H169V3H174L173 2V0H159ZM172 1V2H171ZM192 1V0H191ZM73 2V1H72ZM127 2V1H126ZM184 2H185V0H184ZM15 3H17V2H15ZM76 3V2H75ZM127 3H129V2H127ZM132 3V6H137V5H139V4H135V3H133V2H131ZM219 4H220V2H218ZM70 4V3H69ZM73 4V3H72ZM130 4V3H129ZM129 4L127 5V6H129ZM133 4H135V5H133ZM196 4V3H195ZM198 4V3H197ZM196 4V5H197ZM46 5H47V3H46ZM56 5V4H55ZM81 5V4H80ZM187 5H188V2H187ZM196 5H191L190 4V6H191V12H192V14H193V12H196L197 10H196V8L198 9V8H201V6L199 5V6H196ZM203 5H204V3H203ZM238 5V4H237ZM39 6V5H38ZM125 6H126V4H125ZM149 7L151 6L150 4L148 5ZM147 6V7H148ZM206 6V5H205ZM120 7V6H119ZM177 7V6H176ZM132 8V7H131ZM138 9H140V7L138 6L137 7ZM137 8L135 7V8H132V11L133 12H131V14L132 15H134V16H136L135 15V13L134 12H137V11H135V10H137ZM188 8H189V5H188ZM126 9V8H125ZM168 9V8H167ZM179 9V8H178ZM204 9V8H203ZM211 9V8H210ZM222 9V8H221ZM237 9V8H236ZM261 9V8H260ZM65 10V9H64ZM74 10V9H73ZM124 10V9H123ZM130 10V9H129ZM56 11V10H55ZM113 11V10H112ZM149 11V10H148ZM180 11H182V10H180ZM211 11L212 10H210V14H211V20L212 19H214V20H212L213 21V23H212V26H213V28H212V33L210 32L209 34H205V33H201V32H194V34H192V33H190V36H192V37H190V36H186V35H189V34H186V35H182L181 34V36H183V37H187V39L185 38L184 39V41H186V40H188L189 39V41H186L187 42V44H194V47H197V48H195L196 50H195V52H194V54L197 52V54H195V56H198V57H195L194 55H193V52H192V50H194V48L192 49L191 47H190V49H191V52H192V55L194 56L193 58H191L192 57V55H191V53H186L187 52V50H189V47H188V45L187 44H185V45H187V47L184 45V43L185 42H181L182 43V45H184V48H187V49H184L183 51H181L180 49H183V46L180 44V43H178V42H180V41H183L182 39H183V37L181 38V36H176V37H174V35H173V37H171L170 36V34H169V36H170V38H168L169 40L167 41V38H163V39H165L166 40V42L165 43H167L166 45H164L163 44V42H161L162 44H163V47L162 48H160L161 46H162V44L159 42L158 43V41H161V36L162 37H167V34L166 35H161L160 34V32H162L160 29H159V31L160 32H158V34L160 35H158V34H155V33H157V32H154V34L152 33V32H150V34H149V36H152V34L154 35L153 36V43L151 42V40H149L151 37H149V36H147L148 37V40L151 42V43H149V41H147L146 42V38L147 37H144L143 35L141 36V32L140 33H138L139 35H140V37H141V39H142V37L144 38L143 40H145V41H142L141 42V39L139 40V42H141V44L143 43V45L142 46H140V44H139V42L137 41V39L135 40V41H137V43H138V46H140V48H138V46L135 48V50H133V49H131V48H134L135 46V41L134 40H131L130 42H131V45H132V43H134V45H133V47H131L130 48V46L131 45H129L130 43H129V39L127 40V44L129 45V47H127L126 46V44H125V46H124V51H128V49H129V54L130 53H133L134 51L136 52H134L133 53V55H125V53H124V55L125 56H128V57H125L123 54H122V56L123 57H125V58H127L128 60L131 58V57H134L133 59H135V56L136 57H139L141 54L143 55V61L146 59V57H148L147 59H149V57H151V58H153L152 56H154L155 54L157 55V51H156V53L155 54H153L152 55V53H154V52H152V50H156L157 49V47H156V45L158 44H161V46L160 47H158V51H159V48H160V51H162L163 49V53H161V52H159L158 53V55L161 57V59H160V57L159 56H157L158 57V59H160L161 61H159L158 59H155V60H158V64H162L161 62H163V66L162 65H157V63H155V66L156 67H162V68H160L159 69V67H158V71L159 72H162V73H157V72H155V71H157V69L155 68V66H153V64H151V66H148L149 64H148V62H150L151 61V59H150V61H146L147 63H143L142 61H140L139 60V58L138 59H136L137 61L139 60V63H141V64H139L138 62V64L134 61V64L133 65H135V64H137V65H135L134 67H133V72H135V74H138V75H135L134 74V76L132 75V77H133V80L135 81V79H137L136 80V82L134 83L133 82V80L131 79V81L134 83V84H132L131 86H130V88H131V90H133V88H136L135 87V85L137 86V89L138 90H141L142 88V90L141 91H143V92H140V91H138L139 93H136V94H139V96H141V97H137V99H136V95H133V94H135L134 93V90H136V92H137V89H134L133 90V92L131 93V95H132V97H133V99L135 98L136 99V101H138V98H139V100H141L142 99V101L144 102H148V100L151 98L152 100L154 99V98H152L154 95V93H152L153 91L151 90L153 87H154V85L152 86V88L151 89H149V86H150V81L148 80L150 77H152L153 75H157V74H159V75H161V76H159L158 75V79H159V81H160V84H159V86H158V84H157V78L156 79H154V83H156L157 84V86L156 87H159V89L158 88H156V89H158V91L160 90V92L162 91V92H167V93H164V94H168V95H164L163 93V95L164 96H166L165 98H167L168 99V97L167 96H170V98H171V96H172V100L174 99L175 100V103H174V105H175V107H176V109L177 110H179L180 111V113L182 114H178L179 116H178V118H179V120H180V122L182 123L181 125H182V127H181V125H180V127L181 128H179L180 130L182 129L183 130V132H181L182 133V135H183V141L181 142V141H179L178 143H177V141L178 140H173V138H172V135H173V133H172V131H171V128L173 129V126L175 125H173V122H172V119L173 118H171V122L168 120V119H170L169 117H166L164 114H165V108H162V112H160V113H163V115H161V114H159V108L157 109V111H158V113H155L153 110L151 111H147L146 109L148 108H143V109H139V108H142V107H139L137 110H139V117L140 118H133V120L134 119H136V120H134L133 121V123L130 125V127H129V129H128V131L126 130L123 134L121 133L120 134V136H118V138H119V143L117 142V140H115L118 144H116V142L114 141L113 142V140L111 139V140H109L110 138H113V136L112 137H110L112 134H113V131H114V129H117V128H114V126H117L116 125V123H113L114 121L116 122V119H115V117L117 116L118 117V114H117V111L116 112H114L117 108H119V107H117V105L119 106V104H117L116 105V101H114L115 99H117V98H115L114 96L112 97V95L110 96V97H108V99L105 97V99L106 100H109V101H113V102H108V101H106L105 99H104V96H101L100 97V99L101 100H98V98H96V97H99V96H97L98 94H96V96H95V94H93L94 95V100H92L93 102H95L96 103V106H97V103H99V105L100 104H102L101 102H103V106L104 105H106V103L108 104H111V105H109V106H111V107H113V106H116V109H115V107L112 109V108H109V107H107V109L105 110V106L103 107V109H102V107H100L99 105V109H102V110H99V111H101V112H97V113H99V114H95V112H96V106L94 107V106H91V104L93 103H91V99H93V96L91 95V87H93V86H91L92 85V83H91V85H89L90 83V78H88V77H95V75L97 74V73H95V71L96 72H100L99 73V76H100V78L103 80V77H110V78H112V75L116 72V74H120V76L122 75V72L124 73V69H130V66L132 65V63H131V61H127V60H125V58H122V59H120V60H122L123 61V64L125 63V64H127L126 63V61L127 62H129V64L130 65H125V66H123L122 64H121V61L118 59V57L120 56V55H118L117 54V59L120 61V63L117 61V63H118V65L120 66V65H122V69L119 67V66H117L118 68H120V70H119V72L118 71H115L114 70V68L112 69V70H114V71H112V70H110L112 67H114V65L112 64V61L114 60V58H115V56H114V53L116 54L118 51L121 53H123L124 51H122V45H124V44H122V42H124V43H126L125 41H126V37L124 38L121 34H119V35H117L116 37L114 36V38H116V39H114L113 37V39L111 38V39H104L103 41H104V47H105V49H106V51H105V49H100L101 50V52L100 53H102V50H104L105 52H103L102 54H103V56L100 54V56H99V54L98 55H96V57H101L102 56V58L104 57V55H108V53L110 52V54L111 55H113V56H111V57H114V58H112V61L111 60H109V61H107V63L108 62H110L111 64H109V67H111V68H109V67H107V69H105L104 68V62L103 63H101V61H99V63L100 64H98L97 62H96V60H94L93 58H94V56L95 55H92V54H88V56H87V54H85L86 52L85 51H87L86 50V48L83 50L82 48H84V47H80V50L82 51H84V54H85V58H83V61L81 62V64L84 66V62H85V60L84 59H86L87 58V60H89V58L88 57H91L92 56V61H91V59L88 61V62H85V63H87V66H86V64H85V67H82L83 68V70H87L86 68L88 67V71H91V72H89L90 74H89V76L87 77V73L86 72H88V71H84L85 72V76H86V79L88 78L89 80H86V82L84 81V78H85V76L83 75V73H82V71L83 70H79V68H77V66H75V63H76V65H78L77 64V62H74V59L73 60H70L67 56H69L70 57V55L68 54H66L64 51L65 50H62L63 51V54L64 55H66V57L65 56H63V54H62V51H60L61 52V54H62V56L63 57H61L60 55V53H59V50L56 52L55 51V54H54V52L52 53H47L46 51H47V49H45V50H43L42 48L41 49H39L40 50V52H41V50H43L44 51V53L42 52V56H41V53H39L38 52V54H40V58H42V60H40L41 62H43L42 64H41V62H39L41 65H42V67H44V75H45V79L46 80H44V81H47V85H45L46 87H48L49 86V88H50V90L52 91H58V90H61V85H63L64 83H66L65 85H67V84H69V85H75L76 86V88L78 89L79 87H77V84H78V82H79V78H80V74H81V77H84L83 78V80H82V78H80V81H82V83H83V87H84V89H83V91L85 90V88H86V90L83 92V93H85L84 94V98L86 97L87 99L90 97V96H92V98L90 99V100H85L84 98H81L82 100H79L80 99V96H78V94H79V91L77 92V89H76V92L77 93H75V86L73 85L72 87L73 88H71V86H68V88L67 89H70L71 88V90H73L71 93H75V94H77V95H74L73 96V94H71L74 98H77L78 99V101L77 100H72V101H74V102H70V104H68V106L69 105H71V107L68 109V108H66V106L67 105H65L66 103H68V102H65V101H71L70 100V98H67V95L68 94H70V91L71 90H69L68 92H67V89H65V88H63L65 85H63V87H62V89L64 90V91H66L68 94L66 95V94H64V96H65V98L66 99H68V100H66L65 99V101L63 102V101H60L59 100V102H61V103H59V105H57V104H54V103H56V99H55V102H49V101H46L45 100V96L42 98L41 97V99H40V97H39V95H38V93H37V90L36 89H39V87H37L35 90L33 89V87L31 86V85H29L26 81H23L24 83H21L20 84V82L18 83L17 81L15 82H13V81H10V82H8L9 80H11L12 79V77H13V79H15L16 77H15V74L16 75H18V74H20L19 72H20V69H18V68H16V67H14V68H12V70L10 71V76H8L9 74H7V75H5L6 74V70L4 71V69H3V71L4 72H2V70H1V74H2V77H1V74H0V111H1V113L2 114H0V115H2V117H4L3 119L5 120L4 122H5V126H6V132H5V138H7L6 139V143L3 145L4 147H3V149H6L7 150V154H8V156H4L5 158H6V160H7V164H6V162H4V160H5V158H3V163H5L4 165L2 164V161H1V163H0V168L2 169V170H4V168H3V166H6L5 168H8L9 170H11L12 169V171L13 172H11L12 173V175H10V179L8 178V177H6V178H8L9 180H7L6 181V178H4L5 179V182L4 183H2L1 185L3 186V184H5V183H9L8 181H10L11 182V186H8V185H10V184H8L7 185V187H6V185H5V189L4 190H2V192H4V195H2V197H6V199H10V196L12 197L13 195H15V192H13V191H16L17 192V194H18V196H20L21 198H22V196H23V198H25V200H26V198H27V200H28V198H29V201H31L32 203H30V205L27 203V201L25 202L24 200H23V204H22V202L20 201V199H19V202H21V205H24V203H25V205L26 204H28V206L26 207L25 205H24V207H26V209H27V214H26V216H27V219H29V221L31 222V223H39V222H41V223H43V224H41V225H43L44 227H45V225H49L50 224V221L53 219V220H55V217H56V219H58L59 220V218L58 217H61L62 216V212L59 210L60 208H58L57 206H55L54 205V203H53V195H55L54 194V192H55V188H53L52 189V187H51V185H50V180L52 179V176H51V179H50V174L48 173V170H52V169H54L55 171H56V178L55 179H58V181L59 182H61V183H59V184H57V186L58 185H60L61 186V188L57 191V192H59L60 193V195H61V197L62 198H65V197H67V194L68 193H73V194H75V193H78V192H80V190H81V187H86L85 188V190H89L90 189V187H92V186H90L89 185V181H91V180H94L96 177H103L106 181L107 180H109V178L111 179L113 176H117L118 178H119V176H122L123 177V179H125L126 181H127V184H129V185H131L132 186V184L134 185V183H136V182H140L139 184H142L143 183V181H151V183H153V181H154V183L156 182H158V180L160 179V177H162L164 174H165V172H168V165L169 164H172V163H174V160H171V159H168V156H165L166 154L164 153L165 151L167 152V151H169L167 154H169V156L170 155H172L173 153V151H175V150H178V149H180V148H185V147H192V148H194V149H192V153H191V156L189 157V159H188V162H187V170L189 169V172L188 173H190V174H192V177L191 178H194L196 181V183L198 184V188H199V191L198 192H201V193H205L206 192V194H210L211 196H213V195H215L214 193L216 192V191H219V193L220 194H216L215 196L216 197H218V196H220L221 198H219L222 202L223 201H225L223 198H225L226 199V203H225V205H223L224 203H222V204H220V206L223 208V215H225V216H227L228 218H232L233 217V215L234 214H231V213H233L234 212V210H236L237 212V214L239 215V217H244L243 219H244V221H245V226H247L249 229V231L251 232V233H253L254 235L252 236V234L249 232V234L252 236V237H255V239L257 238V234H256V232H260V231H258L259 230V223H260V226H261V222H263V221H261L260 222V220L258 221L257 220V214H255L254 215V213H252L253 214V216H252V218H251V216H249V210H251L250 209V206H252L253 204H252V198L249 200L248 199V195L246 196V192H245V189L244 188H247V185H248V182H249V184H253L251 187H249V188H254V189H252V190H254V193H255V191H257L256 192V194H258L259 195V193H261V194H263L262 192H259L260 190L259 189H261V187H264V165H263V163H261L258 159H257V157L256 156H254V154H252V157H251V159H252V161L250 162V164H249V169H250V176H248V175H245L244 177H242L241 175H242V172H244V169H243V167L242 166H244V164L242 163V162H240L239 161V158H238V152H239V150L241 149L240 147H246L248 144L246 143L247 142V140H250L251 138H252V133L251 132H249L248 130H246L245 128L244 129H241V130H235L237 127H239L238 125H237V127L235 128V126H236V124H235V126H234V128H232L231 126H232V123H231V126H230V124L228 123L229 122V120L227 119L228 117L229 118H233L234 120H239V121H242V122H244L243 124H247V125H249V126H251V124H249L250 122H253V121H256L257 120V118H258V121H259V119H260V121H264V95H260L259 93H261L262 91L261 90H263L264 89V76L262 75V73H260L259 71H260V69L257 67L258 65L257 64H255V63H251V62H249L247 59V62L248 63H246L245 64V66H244V68H243V70H241L240 71V74H239V76L238 77H235L234 78V82L232 83V84H230L229 83V85H231V90L230 91H235L234 93H237V95H233V96H227V89L225 88V85L222 83V79H223V77H222V72H223V62H222V60H225V59H222V53H224V51L226 50L225 49V44L227 43V44H229L228 42H226V41H224V39H225V37H224V35H223V33H222V30H223V25H222V21H223V19H222V12H223V10H222V12H218V11H215V13H211ZM243 11V10H242ZM82 12V11H81ZM127 12V11H126ZM139 12V11H138ZM175 12V11H174ZM205 12H206V10H205ZM213 12V11H212ZM237 12V11H236ZM260 12V11H259ZM259 12H258V14H259ZM262 12V11H261ZM52 13V12H51ZM55 13V12H54ZM123 13V12H122ZM129 13V12H128ZM145 13V12H144ZM147 13V12H146ZM176 13H177V11H176ZM208 13H209V10H208ZM242 13V12H241ZM264 13V12H263ZM127 14V13H126ZM131 14H130V16H131ZM139 14V13H138ZM189 14V13H188ZM204 14V13H203ZM4 15V14H3ZM45 15V14H44ZM53 15V14H52ZM123 15V14H122ZM143 15V14H142ZM152 15H153V13H152ZM151 15V16H152ZM262 14H260L259 16H261ZM47 16V15H46ZM49 16V15H48ZM98 16V15H97ZM147 16H149V15H147ZM197 16V15H196ZM210 16V15H209ZM244 16V15H243ZM256 16V15H255ZM51 17H53V16H51ZM123 17V16H122ZM125 17V16H124ZM153 17V16H152ZM170 17V16H169ZM168 17V18H169ZM198 17H200L199 15H198ZM245 17V16H244ZM264 17V16H263ZM87 18V17H86ZM94 18V17H93ZM126 18H127V16H126ZM148 18V17H147ZM257 18V17H256ZM262 18V17H261ZM43 19V18H42ZM141 19H142V16H141ZM149 19V18H148ZM192 19V18H191ZM195 19V18H194ZM245 19V18H244ZM50 20H53V18L52 19H50ZM99 20H100V18H99ZM103 20V19H102ZM200 20H202V19H200ZM46 21H47V19H46ZM45 21V22H46ZM101 21V20H100ZM140 21V20H139ZM247 21L248 22H250L249 21V19H247ZM252 21H254V20H252ZM251 21V22H252ZM44 22V23H45ZM59 22V21H58ZM82 22V21H81ZM92 22V21H91ZM117 22V21H116ZM246 22V21H245ZM250 22V23H251ZM87 23V22H86ZM102 23V22H101ZM249 23V24H250ZM259 23V22H258ZM264 23V21L262 22V24ZM49 24H51V22L49 23ZM84 24V23H83ZM104 24V23H103ZM255 24V23H254ZM44 25V24H43ZM89 25V24H88ZM130 25V24H129ZM246 25V24H245ZM15 26V25H14ZM42 26V25H41ZM41 26H38L39 27V32H40V35L46 40V36H47V33H46V35H44V33L45 32H47V30H46V28H41ZM48 26V25H47ZM57 26H59V25H57ZM159 26V25H158ZM257 26V25H256ZM255 26V27H256ZM258 26H259V24H258ZM261 26H263V25H261ZM44 27H46V26H44ZM55 27V26H54ZM94 27V26H93ZM209 27V26H208ZM254 27V28H255ZM48 28V27H47ZM52 28V27H51ZM57 28V27H56ZM245 28H247V26L245 27ZM257 28V27H256ZM260 28V27H259ZM55 29V28H54ZM253 29V28H252ZM1 30H2V32H0V34L1 33H3V29L1 28ZM0 30V31H1ZM63 30V29H62ZM66 30V29H65ZM70 30V29H69ZM256 30V29H255ZM261 30V29H260ZM52 31V30H51ZM55 31V30H54ZM247 31V30H246ZM257 31V30H256ZM170 32V31H169ZM172 32H173V30H172ZM171 32V33H172ZM254 32V31H253ZM261 32H262V30H261ZM68 33V32H67ZM71 33V32H70ZM163 33V32H162ZM174 33V32H173ZM172 33V34H173ZM175 33H176V31H175ZM248 33V32H247ZM256 33H258V31L256 32ZM48 34H50V33H48ZM51 34H52V32H51ZM66 34V33H65ZM73 34V33H72ZM72 34H70V35H72ZM117 34V33H116ZM135 34V33H134ZM29 35V34H28ZM114 35V34H113ZM122 36V40H121V42H118L117 44L119 45H116V42L117 41H120V37L119 36ZM126 35V34H125ZM137 35V34H136ZM155 35H157V36H159L160 38H158L157 36H156V38L157 39H160V40H156L155 39ZM195 35V36H194ZM196 35H199L198 36V40H202V44H201V42H200V46H199V48H198V45L197 44H195L197 41H196ZM6 35H0V63H1V66H4V65H2V64H4V63H2V62H5L6 60L7 61H10L9 59H11V62H13V60H14V65L15 66H17V62H24L25 63V60H26V58H27V56H29L34 50H32V52L31 51H28V48H27V50H25L23 47H21L20 46V44H19V42H17V41H14L13 40V43H12V45H10L11 47H9V46H7L9 43H5L4 44V42H8V38L6 37ZM45 36V37H44ZM66 36H67V34H66ZM168 36V37H169ZM248 36V35H247ZM250 36V40H252V43L254 42V44L256 43L257 45L256 46H262V47H264V33H262L261 35L258 33V35H249ZM248 36V37H249ZM41 37V38H42ZM108 37V36H107ZM177 37H179V38H177ZM193 37H195V38H193ZM200 37H202L201 39H200ZM16 38V37H15ZM42 38V40L40 39V41H42V42H44L45 40ZM50 38V37H49ZM101 38V37H100ZM105 38V37H104ZM120 38V39H119ZM137 38H138V36H137ZM174 38L175 39H177V43L175 42L176 40H174ZM190 38L193 40V39H195V40H193V41H190ZM48 39V38H47ZM68 39V38H67ZM119 39V40H118ZM124 39H125V41H124ZM152 39V38H151ZM171 39V40H170ZM174 40V42H173V40ZM180 39V40H179ZM21 40V39H20ZM114 42V45H116V47H117V49H114V48H116V47H114V46H112L111 44V42L112 41ZM179 40V41H178ZM49 41V40H48ZM55 41V40H54ZM134 41V42H133ZM39 42V41H38ZM101 42V41H100ZM169 42V43H168ZM49 43V42H48ZM47 43V44H48ZM57 43V42H56ZM64 43V42H63ZM72 43V42H71ZM137 43H136V45H137ZM11 44V43H10ZM42 44H44V43H40V45H42ZM53 44V43H52ZM122 44V45H121ZM147 45L148 47L149 46H151V47H156V49L154 48V49H152L151 47H149L148 49H149V51H150V53H149V51H147V47H145V45ZM168 44H170V45H168ZM176 45L174 48L176 49V47L177 48H179L180 46H182V47H180V49L177 51V49L175 50L174 48H172V49H169V50H172L173 52H174V50H175V52L177 53V54H175V52L173 53L172 51V54H170V57L173 59V58H176L175 57V55H177V57H178V59L176 60V59H173L175 62H173V61H171L172 59L169 57V50H167L166 51V49H168V47L169 48H171V46L172 45ZM180 44V45H179ZM259 44V45H258ZM58 45V44H57ZM110 45V47H108ZM157 45V46H158ZM191 45H189V46H191ZM195 45H197V46H195ZM60 46V45H59ZM100 46V45H99ZM102 46V45H101ZM106 46L108 47V48H106ZM144 46V47H143ZM168 46V47H167ZM27 47H29V46H27ZM38 47H40V46H38ZM46 48H47V46H45ZM44 47V45H43V48H45ZM52 47V46H51ZM54 47V46H53ZM114 47V48H113ZM121 48V51H120V48ZM141 47H143L142 49H143V51H142V49H141ZM166 47V48H165ZM89 48V47H88ZM98 48V47H97ZM110 48H113L112 49V51L110 50ZM119 48V49H118ZM133 50L132 52H130L131 50ZM137 49V50H136ZM152 49V50H151ZM162 49V50H161ZM174 49V50H173ZM232 48L230 47L229 48V50H231ZM234 49V48H233ZM38 50V49H37ZM76 50V49H75ZM99 50V49H98ZM107 50H110V51H108V53H107ZM113 50L114 51H116V50H118L117 52H114L113 53ZM236 50H237V48H236ZM82 51V52H83ZM95 50H92V52H94ZM126 51V52H127ZM138 51H142L141 52V54H140V52H138ZM148 52L149 53V55H148V53H146V52ZM179 51H180V53L181 54H178L179 53ZM36 52V51H35ZM34 52V53H35ZM50 52V51H49ZM66 52H68V50H66ZM81 52V53H82ZM118 52V53H119ZM139 54H138V53ZM146 53V55H145V53ZM167 52H169L167 55H168V57L170 58V60H169V58L167 57V58H164V57H166L167 55H166V53ZM226 52H228L229 53V51L227 50ZM37 53V52H36ZM58 55H57V54ZM69 53V52H68ZM87 53H88V51H87ZM90 53V52H89ZM105 53V54H104ZM107 53V54H106ZM128 53V52H127ZM183 53H185L184 55H188V57L187 58H189L190 56V58H191V60L190 59H188V60H190V61H192V62H194L193 64V68L191 67L192 65L190 64V63H188V65L186 66V64H187V58L186 57H183L182 55H183ZM240 53V52H239ZM83 54V53H82ZM84 54H83V57H84ZM110 54H109V57H110ZM175 54V55H174ZM226 54V53H225ZM241 54V53H240ZM90 55V56H89ZM162 55H164L163 57H162ZM178 55H181V56H178ZM242 55V54H241ZM35 56V55H34ZM129 56H131V57H129ZM228 56V55H227ZM235 56V55H234ZM240 56V55H239ZM66 59H65V58ZM95 57V58H96ZM106 57V56H105ZM104 57V58H105ZM110 57V58H111ZM180 57V58H179ZM181 57H183V60L181 59ZM243 57H244V55H243ZM13 58V59H12ZM103 58V59H104ZM108 58V57H107ZM140 58H141V56H140ZM165 59V61H164V59ZM186 58V59H185ZM226 58V57H225ZM67 59H69V60H67ZM72 59V58H71ZM116 59V60H117ZM132 59V58H131ZM132 59V60H133ZM162 59H163V61H162ZM168 59V60H167ZM180 59H181V61L184 63V59L186 60L185 62L186 63H184L185 65H183L184 66V69H186V71L184 70L183 71V66H181V64H180V67L182 68V69H179V66L177 65V63H182V62H180ZM193 59H194V61H193ZM196 59V60H195ZM241 59V58H240ZM245 59V57L243 58V60ZM3 60H5V61H3ZM33 60V59H32ZM35 60V59H34ZM39 60V59H38ZM100 60V59H99ZM102 60V59H101ZM105 60V59H104ZM115 60V61H116ZM124 60H125V62H124ZM227 60V59H226ZM233 60H236L235 59V57H234V59ZM29 61V60H28ZM73 61V62H72ZM76 61V60H75ZM81 61V60H80ZM93 62V61H95V62H93V63H96V65L97 66H99V65H101L102 66V64H103V67H101V66H99L98 68H102V70L100 69H97V67L95 68V70L93 69V71H92V68L94 67V65H92V63L91 62ZM114 61V62H115ZM154 60H152V62H153ZM167 61H170V62H168V64H167ZM230 61H232L231 59H230ZM10 62V63H11ZM60 62V64L61 65H59V64H57V63H59ZM66 62H68L67 63V65H66ZM90 62V63H89ZM133 62V61H132ZM155 62H157V61H155ZM234 62V61H233ZM9 63V62H8ZM23 63V65H26V64H24ZM107 63L105 64V67L107 66ZM143 63V64H142ZM151 63V62H150ZM164 63H166V64H164ZM173 63H175V65H173ZM204 63H205V65H204ZM228 63V62H227ZM226 63V64H227ZM40 64H38V67H37V69H41L42 67H41V65ZM147 64V65H146ZM189 64L191 65L190 66V68H187L188 66H189ZM31 65V64H30ZM40 65V66H39ZM68 65H73V66H68ZM79 65H80V63H79ZM92 65V66H91ZM111 65V66H110ZM140 65H142V68L140 67ZM144 65V66H143ZM166 65H171V66H175V67H172L171 68V70H170V66H168L167 67V69L164 67V66H166ZM177 65V66H176ZM27 66V65H26ZM81 66V65H80ZM89 66H91V67H89ZM116 66V65H115ZM127 66H129V67H127ZM139 66V67H138ZM146 66H148V67H146ZM205 66V67H204ZM69 67H71V68H69ZM72 67H73V69H72ZM74 67H76L77 69H75ZM123 67H125V68H123ZM131 67V68H132ZM151 67H154V68H151ZM178 67V68H177ZM56 68V71H57V73H56V76L53 74V69H55ZM118 68L116 69V70H118ZM137 68H139L138 70H141L140 72H137L136 73V71H138V70H135L134 71V69H137ZM146 68L147 69H149V68H151V70H152V72H151V70L149 71L148 70V72H151V73H153L152 75H150L149 73L147 74V72H145V71H143V70H146ZM180 71V70H182V71H180V73H179V71H178V74H177V72H174V71H176L177 69ZM192 68V69H191ZM97 69V70H96ZM127 69H126V71H127ZM153 69H154V71H153ZM169 69V70H168ZM188 69V70H187ZM27 70V69H26ZM30 70V69H29ZM99 70V71H98ZM104 70H106V72L104 71ZM107 70H109V71H107ZM161 70V71H160ZM164 70V71H163ZM55 71V72H56ZM122 71V72H121ZM147 71V70H146ZM54 72V73H55ZM79 72H81L80 74H79ZM101 72H104V74H105V76H102L103 75V73L101 74ZM113 72V73H112ZM118 72V73H117ZM133 72H131V73H133ZM142 72H144V73H142ZM183 72H185L186 73V75H185V73L182 75V73ZM236 72V71H235ZM7 73H9V71L7 72ZM39 73H41V72H39ZM43 73V72H42ZM77 73V74H76ZM92 73V74H91ZM93 73H94V76H92L93 75ZM140 73H142V74H147V76L149 75L150 77L148 78L147 76H141L142 74H140ZM156 73V74H155ZM229 73V72H228ZM4 74V75H3ZM79 74V75H78ZM101 74V75H100ZM107 74V75H106ZM116 74H114V76L116 75ZM181 74V75H180ZM233 74H234V72H233ZM23 75V74H22ZM21 74H20V80H21V76H22ZM83 75V76H82ZM98 75V74H97ZM96 75V76H97ZM187 76L186 78H183V79H181L182 78V76L183 77H185V76ZM3 76H4V78H5V76H6V78L8 77V81H5L4 79H2L3 78ZM25 76V75H24ZM39 76V75H38ZM75 76H76V78H77V81L78 82H75ZM99 76H97V77H95V78H99ZM119 76V75H118ZM117 75H116V77H118ZM139 78H137V77ZM141 76V77H140ZM23 77V76H22ZM105 77V78H106ZM116 77H114V78H116ZM142 77L144 78V77H146L145 79H142ZM181 77V78H180ZM23 78H25V77H23ZM22 78V79H23ZM99 78V79H100ZM105 78H104V80L103 81H101V79L99 80L101 83L103 82V83H105L104 81H105ZM114 78H112V80L114 79ZM119 78V77H118ZM125 78H126V76H125ZM148 78V79H147ZM155 78V77H154ZM39 79V82H40V78H38ZM43 79V78H42ZM92 79H94V78H92ZM107 80L109 79V78H106ZM127 79V78H126ZM142 79V84L140 83L141 80ZM147 79V80H146ZM153 80V77L152 78H150V80ZM17 80V79H16ZM24 80H26V79H24ZM73 80V81H72ZM95 80V79H94ZM115 80V79H114ZM114 80L112 81V82H114ZM117 80V79H116ZM119 80V79H118ZM157 80V81H156ZM43 81V82H44ZM110 82H111V80H109ZM149 81V82H148ZM159 81H158V83H159ZM231 81V80H230ZM22 82V81H21ZM39 82H37V83H39ZM69 82V83H68ZM84 82L86 83V84H84ZM98 82V81H97ZM131 82V83H132ZM72 83V84H71ZM81 83V84H82ZM106 83H108V81H106ZM117 83H118V81H117ZM125 83H127V82H125ZM124 83V84H125ZM139 83H140V88H139ZM143 83H147V84H145V85H143ZM154 83H152V84H154ZM226 83H228V82H226ZM46 84V83H45ZM151 84V85H152ZM44 85V84H43ZM79 86H80V82H79V84H78ZM103 85V84H102ZM107 85H111L110 87H113L112 85L113 84H107ZM118 85V84H117ZM146 85L148 86L147 88L149 89V90H151V92H149L148 91V89L146 88ZM228 85V84H227ZM228 85V86H229ZM42 86V85H41ZM87 86V87H86ZM88 86H89V89H88ZM106 86V85H105ZM132 86H134V87H132ZM70 87V88H69ZM126 87V86H125ZM151 87V86H150ZM35 88V87H34ZM48 88V89H49ZM115 88V89H114ZM116 86L115 87H113V89L114 90H116ZM127 88H129V86H127ZM127 88H125V90L127 89ZM129 88V89H130ZM88 89V90H87ZM129 89H127V93H129V92H131ZM154 89V88H153ZM41 90H44V88L43 89H41ZM64 91H61L62 92V94L64 93ZM89 91V92H88ZM155 91V90H154ZM157 91V90H156ZM158 91L155 93V94H158ZM227 91V92H226ZM261 91V92H260ZM39 92V91H38ZM65 92V93H66ZM86 92H87V95L89 94L90 96H86ZM148 92L151 94L150 96H152V97H149V94H148ZM159 92V93H160ZM141 93H143L144 95H146V93H147V97H149V99L147 98V101L146 100H143V99H146L145 97H144V95H142ZM229 93V92H228ZM40 94L42 95V93L40 92ZM48 94H50L49 92H48ZM58 94H59V97H63L62 96V94L60 95V93H59V91H58ZM172 94V95H171ZM83 95V94H82ZM81 95V97H83ZM105 95V94H104ZM110 95V94H109ZM108 95V96H109ZM129 95H130V93H129ZM68 96H70V95H68ZM138 96V95H137ZM158 96V95H157ZM157 96L155 95V97L157 98ZM159 96H161L160 94H159ZM79 97V98H78ZM143 97V98H142ZM174 97V98H173ZM110 98V99H109ZM113 98H115L114 100H112ZM156 98H155V100L154 101H157V102H159L160 100V98H164L163 96L162 97H158L157 98V100H156ZM164 98V99H165ZM64 99V98H63ZM97 99V100H96ZM104 99V100H103ZM163 99V100H164ZM85 100V101H84ZM103 100V101H102ZM152 100H150V103L149 104H151L152 103ZM162 101V100H161ZM224 101V102H223ZM261 101V102H260ZM57 102H58V100H57ZM106 102V103H105ZM115 102V103H114ZM132 102V101H131ZM135 102V101H134ZM140 103V102H137V103H140V104H144V103ZM221 103L222 104V109H220V107H218L219 105H221V104H219L218 105V103ZM225 102H226V104H227V109H226V106H225V109L226 110H228L229 112H227L228 114H226V112H224L223 111V106L225 105ZM94 103V104H95ZM105 103V104H104ZM112 103L113 104H115V105H113L112 106ZM154 103V102H153ZM160 103V102H159ZM223 103H224V105H223ZM51 104H53V105H51ZM61 104V105H60ZM171 104V103H170ZM194 105L195 107H193V106H190V105ZM146 105V104H145ZM148 105V104H147ZM165 105H167V104H165ZM36 106H38L37 108H36ZM161 107L163 106L162 104L160 105ZM160 106H158V107H160ZM35 107V108H34ZM60 107V108H59ZM93 107V108H92ZM169 107H172V106H169ZM174 107V108H175ZM95 108V111L93 110V112H91L92 111V109H94ZM98 108H97V111H98ZM108 108H109V110H108ZM131 108V107H130ZM135 108V107H134ZM133 108V110L134 111H136L137 112V110H135ZM136 108H137V106H136ZM157 108V107H156ZM155 108V109H156ZM168 108V107H167ZM173 108V107H172ZM14 111H13V110ZM110 109H112V112H114L115 114H117L114 118H112V116H114L115 114H110L109 112L111 111ZM189 109V110H188ZM15 110H18V111H15ZM35 110H37L36 112H35ZM72 110H76V111H74V112H76V113H79V112H77V111H79V110H81L80 111V115L82 116H80L79 114H77V115H75L76 116V119H77V123H79L78 121H80V120H78L79 118H78V116H80V119H82L80 122V124H78V125H74L75 123H76V121H75V119L72 117V116H74V115H72V116H70L72 113H71V111ZM104 110V111H103ZM131 110V109H130ZM148 110H149V108H148ZM163 110H164V112H163ZM186 110V111H185ZM190 111V110H193V113H194V115L196 116V121L195 122H193L192 120V118H190L191 120V122H187L186 120H189L188 118H187V116L188 115H190V114H188V113H190V112H188V111ZM32 111H34V113L32 112ZM161 111V110H160ZM184 111H185V113H186V116L184 115L183 116V113H184ZM9 112L10 113H12L13 112V114H15L14 112H16V114L18 115V114H20L21 115V117H19L20 118V120H21V118L23 119V120H21V121H23V123L21 122V124H23V125H21V126H23L24 128H22L23 130L21 131V129H19V130H17V129H15V126H14V124L16 123L15 121H13L14 120V118H16V117H14V116H9L10 114H9ZM33 113L34 114V116H33V114H31V113ZM154 114L155 113V117H153L154 115H152V113ZM35 113H37V114H35ZM121 113V112H120ZM134 113V112H133ZM149 113V114H148ZM7 114H9V115H7ZM12 114V115H13ZM16 114H15V116H16ZM158 114V115H157ZM175 114V113H174ZM192 114V113H191ZM36 115V116H35ZM112 115V116H111ZM135 115V114H134ZM133 114H132V117L134 116ZM137 115H135V116H137ZM157 115V116H156ZM180 115L181 116H183V119H184V117H185V121L182 119V118H180ZM9 118H8V117ZM69 116L71 117V118H73V121H72V119H71V121H70V118H69ZM163 116V117H162ZM173 116V115H172ZM257 116V117H256ZM11 117V118H10ZM12 117H13V119H12ZM176 117H177V114H176ZM188 117H191V115L190 116H188ZM193 117V116H192ZM1 118V117H0ZM187 118V119H186ZM195 118V117H194ZM115 119V120H114ZM175 119V118H174ZM173 119V120H174ZM177 119V118H176ZM114 120V121H113ZM166 120H168V121H166ZM179 120L178 121H176V122H178L179 123ZM184 122H183V121ZM110 121H113V122H110ZM24 122H25V125H24ZM74 123V124H71V123ZM237 122V121H236ZM114 125H112V124ZM130 123V122H129ZM175 123V122H174ZM187 123H188V125H187ZM172 124V125H171ZM180 124V123H179ZM233 124V125H234ZM242 124V123H241ZM256 124V123H255ZM16 125V124H15ZM75 127H74V126ZM187 125V126H186ZM240 125V124H239ZM247 125H245V126H247ZM77 126V127H76ZM186 126V130H185V127ZM230 126V127H229ZM241 126V125H240ZM244 126V127H245ZM179 127V126H178ZM248 128V127H247ZM178 129V128H177ZM239 129V128H238ZM17 130V131H16ZM181 130V131H182ZM20 131V132H19ZM121 132V131H120ZM172 134V135H171ZM174 136V135H173ZM107 137H110V138H108L107 139ZM5 138H3V140L5 141ZM118 138H116V139H118ZM178 138V137H177ZM114 139V138H113ZM182 139V138H181ZM3 140H1V138H0V141H3ZM109 140V141H108ZM3 141V142H4ZM108 141V142H107ZM3 142H0L1 143V145L3 144ZM111 142H113L112 144H111ZM38 143L40 144L39 145V148H40V151H37V147H36V145L35 144H37V146H38ZM55 143H57V146H56V148L54 149L53 148V146H51V147H49V145H53V144H55ZM109 143H110V145H109ZM115 143V144H114ZM106 145L107 146H109V149H108V147H106ZM113 147H112V146ZM116 146V148H115V146ZM7 146V147H6ZM41 146V147H40ZM112 148H111V147ZM47 147H49V148H51L50 150H54L53 151V154H55V160H53V162H50L49 160H50V158L48 159V156H47ZM105 147V148H104ZM37 148V149H36ZM106 150H104V149ZM114 148V149H113ZM240 148V149H239ZM101 149V154H99V150ZM239 149V150H238ZM1 150H2V147H1ZM0 150V151H1ZM39 150V149H38ZM111 150V154L109 153V151ZM114 150H116V153H115V155L114 154H112L113 152H115ZM3 151V150H2ZM49 151V150H48ZM103 151V152H102ZM105 151V152H104ZM108 151V152H107ZM238 151V152H237ZM247 152V151H246ZM249 152V151H248ZM3 153H6V151H4V152H1L0 154V157L2 158L3 156H2V154ZM91 153V154H90ZM92 153H93V155H92ZM106 153H107V155L108 154H110L111 156H110V158H109V156H108V159H106ZM175 153V152H174ZM165 154V155H164ZM247 154V153H246ZM93 156V159L91 158H89L90 156ZM101 155H102V157H101ZM105 155V156H104ZM244 154H242V156H243ZM250 155V154H249ZM113 156V157H112ZM114 156H116V161L114 162V160H110V159H114ZM248 156V155H247ZM9 157V158H8ZM103 157H105V158H103ZM112 157V158H111ZM165 157V158H164ZM8 158V159H7ZM170 158H172L171 156H170ZM242 158V157H241ZM87 159H89L90 161H91V163H90V165H89V162H87ZM103 159H104V161H105V164H104V162H103ZM173 159V158H172ZM1 160V159H0ZM64 160L66 161V164H68V166H70V172L67 174L66 172H65V163H64ZM88 160V161H89ZM107 160V161H106ZM112 161H113V163H112ZM108 162V163H107ZM64 163V164H63ZM87 163V164H86ZM93 163V164H92ZM247 163V162H246ZM3 166H2V165ZM92 165V166H91ZM99 165L102 167L103 165H106L104 168H106V172H108V173H106L105 172V169H101V167H100V169H98L99 168ZM10 167H14V169H16L15 171H14V169L13 168H10ZM116 167H118V168H116ZM189 167V168H188ZM109 168V169H108ZM0 169V170H1ZM69 169V168H68ZM0 171V173L1 172H8L9 170H4V171ZM67 170V169H66ZM99 170V171H98ZM109 170V171H108ZM247 171V170H246ZM106 174H105V173ZM142 172H144V173H142ZM4 173H2L3 175L2 176H5V174ZM10 173V174H11ZM143 174L144 176H142V175H140V174ZM178 173V172H177ZM7 175H9V172L8 173H6ZM6 175V176H7ZM174 175V174H173ZM135 176L137 177V176H140V177H146L145 179H138L137 180V178L135 179ZM165 176H167V175H165ZM164 176V177H165ZM170 176V175H169ZM54 177V176H53ZM163 177V178H164ZM116 178V177H115ZM118 178H116L117 179V181H118ZM121 178V177H120ZM174 178V177H173ZM30 179V180H29ZM122 179V180H123ZM172 179V178H171ZM124 180V181H125ZM3 181V180H2ZM30 182V183H27V182ZM52 181H53V179H52ZM82 181H87V183L84 185V186H82ZM116 181V182H117ZM121 181V180H120ZM123 181V182H124ZM125 181V182H126ZM161 181V180H160ZM171 181H173V180H171ZM170 181V182H171ZM53 182H55V181H53ZM113 182V181H112ZM112 182H110L111 184V186H112ZM192 182V181H191ZM27 183V184H26ZM108 183V182H107ZM114 183H115V180H114ZM118 183V182H117ZM147 183H150V182H147ZM150 183V184H151ZM195 183V184H196ZM224 183V184H223ZM55 184H56V182H55ZM88 184V185H87ZM106 184V183H105ZM119 184V183H118ZM126 184V183H125ZM137 184V183H136ZM135 184V185H136ZM163 184V183H162ZM247 184V185H246ZM255 184V185H254ZM0 185V186H1ZM109 185V184H108ZM120 185H122L123 186V184L121 183ZM119 185V186H120ZM146 185V184H145ZM145 185H144V187H145ZM161 185V184H160ZM244 185H245V187H244ZM130 186V187H131ZM142 186H143V184H142ZM147 186V185H146ZM175 186V185H174ZM115 187L116 186H114V189H112V190H110V194H111V196H115V197H117L116 195H118V197H119V194L121 195V194H123V195H125V196H128L130 193H131V191L133 190H131V188H129L128 187V185H127V188L126 189H130L127 193H122L123 191L121 190V192L119 191L121 188H119V189H115ZM121 187V186H120ZM132 187H134V186H132ZM163 187V186H162ZM103 188V187H102ZM135 188V187H134ZM149 188V187H148ZM152 188H153V185H152ZM155 188H156V186H155ZM178 188V187H177ZM177 188L175 187V188H173V189H175V190H177ZM105 189H107V187L105 188ZM108 189H109V187H108ZM107 189V190H108ZM136 190H137V193H138V195L140 194V196L142 195L143 196V190H142V187L141 186H136V188H135ZM169 189V188H168ZM194 189V188H193ZM248 189V188H247ZM246 189V190H247ZM263 189V188H262ZM261 189V191H264V189L262 190ZM152 190H154V189H152ZM152 190H150L149 192H147V193H154ZM224 190V191H223ZM249 190V189H248ZM106 191V190H105ZM116 191H118V193H116ZM143 191V192H142ZM1 192V191H0ZM90 192H91V189H90ZM99 192V191H98ZM141 192H142V194H141ZM178 192V191H177ZM197 192V193H198ZM251 192V191H250ZM249 192V194H251ZM106 193V192H105ZM144 193H146V192H144ZM146 193V194H147ZM163 193V192H162ZM224 193V194H223ZM1 194V193H0ZM7 194L9 195V197H7ZM101 194V193H100ZM134 194V193H133ZM198 194H200V193H198ZM213 194V195H212ZM256 194H255V196H256ZM71 195V194H70ZM92 195V194H91ZM131 195V194H130ZM145 195V194H144ZM154 195V194H153ZM176 195V194H175ZM204 195V194H203ZM224 195V196H223ZM264 195V194H263ZM17 196V197H18ZM59 196V195H58ZM96 196V195H95ZM105 196V195H104ZM132 197L133 196H135V195H131ZM139 196V197H140ZM196 196V195H195ZM250 196V195H249ZM262 195H259V196H256L255 197V199L258 197V198H260ZM5 197H4V199H5ZM15 198H17L16 196H14ZM56 197V199H57V196H55ZM83 197V196H82ZM106 197V196H105ZM121 197H123V196H121ZM121 197H119L121 200H123V198H121ZM145 197V196H144ZM200 197V196H199ZM214 197V196H213ZM252 197V196H251ZM79 198V197H78ZM109 198V197H108ZM135 198V197H134ZM258 198L256 199L257 201H258ZM264 198V197H263ZM4 199H2L3 201H4ZM5 199V200H6ZM14 199V198H13ZM85 199V198H84ZM89 199V198H88ZM96 199H98V198H95V200ZM114 199V198H113ZM112 199V200H113ZM119 199V200H120ZM152 199V198H151ZM162 199V198H161ZM174 199V198H173ZM197 199H198V197H197ZM213 199V198H212ZM218 199V198H217ZM218 199V200H219ZM234 199L236 200H239V206H236L237 204H235V202H234ZM262 199V198H261ZM261 199H259V200H261ZM18 200V199H17ZM104 200V199H103ZM107 200V199H106ZM109 200H110V198H109ZM118 200V201H119ZM170 200V199H169ZM175 200V199H174ZM201 200V199H200ZM237 200H236V202H237ZM255 200V201H256ZM98 201V200H97ZM136 201V200H135ZM202 201H204V199L202 200ZM231 201H233L234 203H231ZM255 201H253V202H255ZM61 201H59V203H60ZM90 202V201H89ZM94 202V201H93ZM93 202H92V205H94L93 204ZM96 202V201H95ZM111 202V201H110ZM123 202V201H122ZM131 202V201H130ZM129 202V203H130ZM167 202V201H166ZM165 202V203H166ZM169 202V201H168ZM4 203H6V202H4ZM75 203V202H74ZM82 203V202H81ZM98 203V202H97ZM115 203H117V202H115ZM129 203H128V206H129ZM164 203V202H163ZM175 203V202H174ZM176 203H177V201H176ZM264 203V202H263ZM0 204H1V202H0ZM57 204V203H56ZM83 204V203H82ZM108 204V203H107ZM109 204H111V203H109ZM121 204V203H120ZM171 204V203H170ZM199 204V203H198ZM231 204H233V205H231ZM255 204V203H254ZM58 205V204H57ZM75 205V204H74ZM96 205V204H95ZM94 205V206H95ZM113 205L114 206H117V204H114L113 203ZM99 206V205H98ZM97 206V207H98ZM110 206V205H109ZM191 206V205H190ZM4 207V206H3ZM3 207L1 208L0 207V244H4V245H6L7 247H8V241H9V238H8V236L5 234L6 233V231H4L3 230V228L4 227H6V224H8V222L10 221L11 223L10 224H8V225H13L14 227H12L11 226V228H13L12 230H15V231H17V232H19V233H16V232H12V234L13 233H16L14 236L15 237H19L20 236V234H21V230H22V227H20L21 225H20V221L22 220L23 221V219H19L18 218V215H16V214H12V215H16L14 218H12V219H10L9 217V221L7 222L6 220H7V217L5 218V215L8 213V212H12L13 211V209H12V206H6V207H4L5 209H3ZM118 207H120V206H118ZM176 207V206H175ZM261 207V206H260ZM73 208V207H72ZM99 208L101 209H103V205H102V207H100L99 206ZM111 208V207H110ZM187 208V207H186ZM191 208V207H190ZM218 208V207H217ZM236 208H238V209H236ZM262 208V207H261ZM2 209L4 210V212L2 211ZM94 209V208H93ZM97 209V208H96ZM121 209V208H120ZM225 209V210H224ZM252 209H254V207L252 208ZM10 210H12V211H10ZM70 210V209H69ZM81 210V209H80ZM83 210H85V208L83 209ZM95 210V209H94ZM99 210V209H98ZM161 210V209H160ZM166 210V209H165ZM188 210V209H187ZM186 210V211H187ZM219 210V209H218ZM222 210V209H221ZM255 210V209H254ZM254 210L252 211V212H254ZM121 211V210H120ZM192 211H193V208H192ZM259 211V210H258ZM261 211V210H260ZM3 212V213H2ZM85 212V211H84ZM94 212V211H93ZM99 212V211H98ZM111 212V211H110ZM116 212V211H115ZM135 212V211H134ZM166 212H169V211H166ZM257 212V211H256ZM255 212V213H256ZM114 213V212H113ZM177 213H178V211H177ZM193 213V212H192ZM226 213V214H225ZM262 213H263V211H262ZM2 214H4V215H2ZM111 214V213H110ZM161 214V213H160ZM171 214V213H170ZM186 214V213H185ZM215 214V213H214ZM236 214V215H237ZM251 214V215H252ZM258 214H259V212H258ZM11 215V216H12ZM164 215V214H163ZM189 214L187 213V216H188ZM222 215V216H223ZM260 215V214H259ZM258 215V216H259ZM6 216H8V214L6 215ZM181 216V215H180ZM216 216V215H215ZM218 216V215H217ZM232 216V217H231ZM263 216V215H262ZM250 217V218H249ZM4 218H5V221L7 222L6 224H3L2 225V222L4 221ZM16 218H18L17 219V221H16ZM81 218V217H80ZM111 218H113V216L111 217ZM117 218V217H116ZM263 218V217H262ZM61 219V218H60ZM230 219H228V220H230ZM260 219V218H259ZM18 220H19V223H18ZM52 220V221H53ZM75 220V219H74ZM81 220V219H80ZM221 222L223 221L222 220V217H221ZM15 221V222H14ZM60 221V220H59ZM58 221V222H59ZM76 221V220H75ZM113 221V220H112ZM243 221V222H244ZM259 223H258V222ZM84 222V221H83ZM231 222H233V221H231ZM231 222L229 223V224H227V225H230L231 224ZM236 222V221H235ZM5 223V222H4ZM16 223H18L17 224V226H16ZM81 223V222H80ZM115 223V222H114ZM219 223V222H218ZM53 224V223H52ZM85 224V223H84ZM195 224H196V222H195ZM198 224V223H197ZM233 224H234V222H233ZM5 225V226H4ZM40 225V224H39ZM39 225H38V227H39ZM74 225H76V223L74 224ZM86 225V224H85ZM243 225V224H242ZM4 226V227H3ZM79 226H80V224H79ZM92 226V225H91ZM194 226V225H193ZM195 226H197V225H195ZM232 225H230V226H228V227H231ZM1 227H2V229H1ZM9 227V226H8ZM18 227H20L19 229H18ZM41 227V226H40ZM39 227V228H40ZM49 227V226H48ZM76 227V226H75ZM10 228V227H9ZM10 228V229H11ZM78 228V227H77ZM112 228V227H111ZM197 228V227H196ZM203 228V227H202ZM243 228V227H242ZM5 229V228H4ZM17 229V230H16ZM49 229V228H48ZM78 229H80V228H78ZM217 229V228H216ZM219 229V228H218ZM261 230H262V227H261ZM49 231H50V229H49ZM49 231H48V233H49ZM80 231V230H79ZM229 231V230H228ZM264 231V230H263ZM4 232V233H3ZM39 232H41V231H39ZM76 232V231H75ZM113 232V231H112ZM46 232H44V234H45ZM48 233L46 234V236H48ZM5 234V235H4ZM18 234V235H17ZM41 234V233H40ZM232 234V233H231ZM235 234H237V233H235ZM261 234H263V233H261ZM219 235V234H218ZM230 235V234H229ZM6 236H7V238H6ZM13 236V240H14V243H15V245L18 243H16L15 241L17 240L15 237ZM23 236V235H22ZM21 236V237H22ZM45 236V237H46ZM249 236V235H248ZM17 237V238H18ZM50 236H48V238H49ZM225 237V236H224ZM234 237V236H233ZM242 237V236H241ZM262 237H263V235H262ZM50 238H52V236L50 237ZM49 238V239H50ZM82 237H80V239H81ZM235 238V237H234ZM239 238V237H238ZM248 238V237H247ZM264 238V237H263ZM16 239V240H15ZM20 239V238H19ZM76 239V238H75ZM74 239V240H75ZM250 239H252V238H250ZM262 239V238H261ZM11 240V239H10ZM12 240V241H13ZM45 240H46V238H45ZM83 241H84V239H82ZM203 240V239H202ZM219 240V239H218ZM17 241H20V240H17ZM50 241H52V239H50ZM86 241V240H85ZM84 241V242H85ZM109 241V240H108ZM200 241V240H199ZM204 241V240H203ZM245 241H247V240H245ZM245 241H243L242 239H238L237 241H235V240H232V241H228V239H227V241H225V242H227V245H229V250L227 249V245H226V243H222V244H225V247H226V249L225 248H222V246H219L220 247V249L222 250V249H224V250H227L228 252H232V249L235 247V245H238V243L242 246V248H244L245 246ZM251 241V240H250ZM249 241V242H250ZM254 241V240H253ZM258 241H259V238H257V240L255 241V242H252L251 244H252V246H253V244L257 247V250H256V254H257V263L258 264H264V246L262 245V244H260L261 242H259L258 243ZM262 241V240H261ZM48 243H49V241H47ZM79 242V241H78ZM78 242H75V244H77ZM10 243V242H9ZM50 243H52V242H50ZM86 243V242H85ZM198 243H201V242H198ZM230 243V244H229ZM248 244V243H247ZM246 244V245H247ZM19 245V244H18ZM79 247V246H78ZM246 247H248V246H246ZM14 248V247H13ZM217 248H218V246H217ZM239 249H241L240 247H238ZM219 249V248H218ZM248 249H249V247H248ZM250 249H251V247H250ZM256 249V248H255ZM9 250V249H8ZM8 250H6L5 252H1L0 253V259H1V257L5 254V253H7V251ZM238 250V249H237ZM254 249H252L251 251H253ZM223 251V250H222ZM255 251V250H254ZM17 252V251H16ZM82 252V251H81ZM227 252V253H228ZM76 253V252H75ZM83 253V252H82ZM187 253V252H186ZM226 252L224 251V254H225ZM226 253V254H227ZM8 254V253H7ZM6 254V255H7ZM49 254V253H48ZM6 255H4V257H6ZM83 255V254H82ZM228 255V254H227ZM14 256H15V254H14ZM14 256H13V258H14ZM79 256V255H78ZM118 256V255H117ZM16 257H17V255H16ZM85 257H87V256H85ZM154 258V257H153ZM85 259V258H84ZM89 259V258H88ZM207 259H209V258H207ZM249 259V258H248ZM145 260V259H144ZM220 260V259H219ZM222 260V259H221ZM256 260H255V262H256ZM78 261H80V259L78 260ZM82 261V260H81ZM213 261V260H212ZM211 261V262H212ZM230 261V260H229ZM85 262V261H84ZM145 262V261H144ZM162 262V261H161ZM215 262V261H214ZM218 262V261H217ZM247 262V261H246ZM254 262V261H253ZM213 263V262H212ZM61 264V263H60ZM64 264V263H63ZM132 264V263H131ZM142 264V263H141ZM215 264H216V262H215ZM253 264H256V263H253Z\"/></svg>",
	"mask_w": 264,
	"mask_h": 264
}]
</instances>
